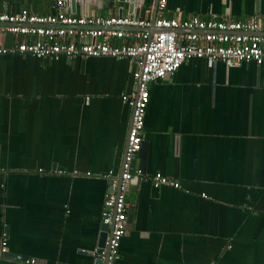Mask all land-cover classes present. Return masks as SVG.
<instances>
[{
  "label": "crops",
  "instance_id": "obj_1",
  "mask_svg": "<svg viewBox=\"0 0 264 264\" xmlns=\"http://www.w3.org/2000/svg\"><path fill=\"white\" fill-rule=\"evenodd\" d=\"M66 1L76 17L150 21L156 2ZM55 3L0 0V12L44 16ZM164 16L246 21L264 17V0H167ZM136 69L132 59L0 55V251L4 241L13 255L0 252V264H96ZM148 92L145 165L136 157L143 174L129 186L115 264H264V68L190 59ZM156 173L177 186L154 188Z\"/></svg>",
  "mask_w": 264,
  "mask_h": 264
},
{
  "label": "built area",
  "instance_id": "obj_2",
  "mask_svg": "<svg viewBox=\"0 0 264 264\" xmlns=\"http://www.w3.org/2000/svg\"><path fill=\"white\" fill-rule=\"evenodd\" d=\"M166 1L157 0L153 26L158 31L152 34L148 32L151 21L147 18L76 17L68 12L66 0H56L53 12L44 16L26 9L0 12V36L8 34L13 39L8 47L0 42V55L68 60L107 57L132 59L137 63L132 74L134 92L125 99L131 107V123L121 171L105 177L109 192L103 200L101 223L110 225V232L107 250L98 256L104 264H115L119 259L120 242L126 232L127 193L133 177L141 174L135 169L134 161L143 141L148 85L173 75L190 59L221 62L226 67L254 63L264 68V17L255 16L246 21L192 17L179 21L164 16ZM110 28L114 29L107 30ZM111 37L132 38L133 42L116 47L109 43ZM150 180L154 188L177 186L160 173ZM5 246L3 241L1 256L6 253ZM22 264L37 263L26 259Z\"/></svg>",
  "mask_w": 264,
  "mask_h": 264
},
{
  "label": "water",
  "instance_id": "obj_3",
  "mask_svg": "<svg viewBox=\"0 0 264 264\" xmlns=\"http://www.w3.org/2000/svg\"><path fill=\"white\" fill-rule=\"evenodd\" d=\"M115 2H118V3H122V2H126L129 6H130V3H132L134 0H114ZM156 9H157V0L154 4V9H153V13H152V16H151V27L148 29V32L150 34H152L153 32H157L158 29H156L153 24H154V21H155V17H156ZM121 16V14H120ZM146 151H147V143H145V141H142V144H141V148L140 150L138 151L137 153V159L139 160V167H143L145 164V159H146ZM141 172V171H140ZM141 174H143L141 172ZM131 216V210L128 211V217ZM107 231H108V234L106 235V238H104L103 236H101L102 238L100 239L99 241V245H98V251L96 252V254L100 255L101 252L103 251H106L107 250V238H108V235H109V232H110V225H105ZM3 257H6V258H12L13 255H8V254H4ZM96 264H104V260H102L101 258H96Z\"/></svg>",
  "mask_w": 264,
  "mask_h": 264
}]
</instances>
